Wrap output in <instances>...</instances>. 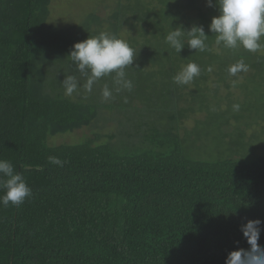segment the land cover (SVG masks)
<instances>
[{"label":"trees","instance_id":"1","mask_svg":"<svg viewBox=\"0 0 264 264\" xmlns=\"http://www.w3.org/2000/svg\"><path fill=\"white\" fill-rule=\"evenodd\" d=\"M49 4L0 0V158L33 191L19 206L0 207V264H226L231 251L250 248L241 225L264 221V139L247 136L253 124L264 127V47L217 45L209 30L216 0L211 7L207 0H115L107 31L97 15L86 25L97 26L93 36L115 34L135 50L125 69L133 88L116 92L112 74L89 92L83 76L74 100L59 77L64 67L80 73L67 56L90 35L48 24ZM193 25L209 36L207 51L168 49L169 31ZM241 59L247 71L230 75ZM190 61L201 75L175 85L172 77ZM105 85L113 90L107 101ZM101 108L124 117L127 136L141 134L145 147L99 142L101 135L49 143L89 127ZM209 143L217 157H197L196 148ZM254 143L262 155L233 157Z\"/></svg>","mask_w":264,"mask_h":264},{"label":"clouds","instance_id":"2","mask_svg":"<svg viewBox=\"0 0 264 264\" xmlns=\"http://www.w3.org/2000/svg\"><path fill=\"white\" fill-rule=\"evenodd\" d=\"M209 7L213 0H207ZM219 15L214 16L209 30L215 33L217 45L225 49L237 50L243 48L249 52H257L264 47V0H216ZM209 36L202 25H193L190 29L177 27L165 35L168 49L177 53L187 45L199 52L208 50ZM135 50L129 43L115 34L101 32L90 35L87 39L75 42L68 53V58L76 65L82 76L87 77L84 87L91 92L94 83L102 77L114 74L115 91H131L133 84L126 78L125 69L133 64ZM201 67L193 61L183 65L172 77L175 85H190L201 75ZM247 71L243 59L230 66L228 72L235 76L237 72ZM79 81L72 75L66 76L62 82L65 95H72L77 90ZM113 90L107 85L102 89L105 101L112 98ZM238 110L239 105H234ZM49 163L62 167L64 161L59 157L49 156ZM0 207L19 206L33 195L32 188L21 172L16 171L13 163L6 158H0ZM264 221L248 219L241 225L243 236L250 248H238L231 251L226 264H264V248L259 244L261 228Z\"/></svg>","mask_w":264,"mask_h":264},{"label":"rangeland","instance_id":"3","mask_svg":"<svg viewBox=\"0 0 264 264\" xmlns=\"http://www.w3.org/2000/svg\"><path fill=\"white\" fill-rule=\"evenodd\" d=\"M115 4V0H50L49 4V14L47 17V23L53 25L61 30H65L71 35H78L81 33H85L87 36L92 35L98 30L96 25H91L87 27V23L92 19V15H97L101 17L104 22V26L102 29L107 31L109 27L108 19L110 18L111 7ZM56 64V63H54ZM49 65H53L51 61ZM69 66V62L66 64ZM58 66V64H56ZM55 68L52 70L61 71V68ZM63 74L60 75V85L62 86L63 80L68 75H72L76 77L78 81H83L85 78L80 73H73L71 70L66 67L63 68ZM79 72V71H78ZM81 78V80H80ZM236 89H233V92H236ZM68 96V95H66ZM72 99L79 100L78 94L73 92L70 95ZM109 104V102H107ZM124 121V117L117 113L116 110H109L107 108L99 109V114L93 123L87 127H83L78 130H74L66 133H59L50 136L49 143L51 145H72L77 143H82L89 138H95L96 135H101V139L99 142H112L116 145L120 146V140L123 139L125 142L133 141L139 147H145L143 142V138L136 135V137H128L126 133L127 130H124V125H120L119 122ZM251 123V122H250ZM188 128L193 126L192 120L186 123ZM125 132V133H124ZM131 132V131H129ZM184 129L181 131V134H184ZM253 132H259L261 138L264 139V127H260V125L253 124L249 127L247 133L251 135ZM113 136V139L111 138ZM200 144H197V147ZM224 146L220 147L223 149ZM219 151L209 143L206 146L196 148V156L202 158H215ZM230 154L229 152H227ZM249 155L250 157H256L258 155H262L263 151L260 148V144L254 143L251 146L246 147V149L242 150L239 154L232 153L233 157L240 158L241 155Z\"/></svg>","mask_w":264,"mask_h":264}]
</instances>
